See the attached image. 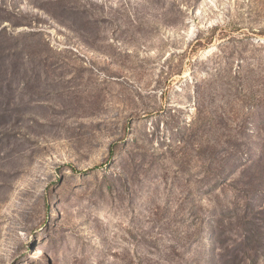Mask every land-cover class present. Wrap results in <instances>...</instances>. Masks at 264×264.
Here are the masks:
<instances>
[{
    "label": "rangeland",
    "instance_id": "obj_1",
    "mask_svg": "<svg viewBox=\"0 0 264 264\" xmlns=\"http://www.w3.org/2000/svg\"><path fill=\"white\" fill-rule=\"evenodd\" d=\"M0 264H264V0H0Z\"/></svg>",
    "mask_w": 264,
    "mask_h": 264
}]
</instances>
